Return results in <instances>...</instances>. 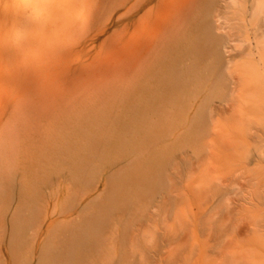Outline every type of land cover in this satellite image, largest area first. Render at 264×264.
Wrapping results in <instances>:
<instances>
[{
	"label": "rangeland",
	"instance_id": "1",
	"mask_svg": "<svg viewBox=\"0 0 264 264\" xmlns=\"http://www.w3.org/2000/svg\"><path fill=\"white\" fill-rule=\"evenodd\" d=\"M48 1L60 10L47 19H74L82 37L56 31L48 54L28 57L40 72L0 73V264H264V0L222 10L247 28L210 94L207 137L202 88L215 82L220 41L194 31L205 0H168L154 14L199 46L160 48L148 77L136 63L142 12L118 25L121 0H103V12L98 0ZM0 23L23 26L2 9ZM21 43L0 34V54ZM7 53L1 69L14 63Z\"/></svg>",
	"mask_w": 264,
	"mask_h": 264
},
{
	"label": "bare ground",
	"instance_id": "2",
	"mask_svg": "<svg viewBox=\"0 0 264 264\" xmlns=\"http://www.w3.org/2000/svg\"><path fill=\"white\" fill-rule=\"evenodd\" d=\"M98 1H99L98 2V4H99L98 9H101L100 11L103 12V10L106 7L105 3L103 2V0H98ZM134 1L135 2L133 4H131V0H121L117 4L112 3L111 8L116 10V13H119V11L122 9L125 10V13L123 15L118 16V18L121 19L120 22L116 21V23L118 25H122V24H124V22H126L125 24L128 23L127 15L130 11L134 10V11H136V13L142 12V14H143L142 16L140 14V18L138 19L139 21H137V24H136L137 28H139L142 31L140 36L136 39V48H137V62L136 63H137V70L141 76H147L145 74L148 73V75H149V73H152V71L154 69V65L156 64L155 59H154V53L158 52V54H160L161 53L160 48H164V47L166 48L167 44H178V46H179V45H182V43H184L188 46V48L192 44L194 46H196V45L199 46V44L196 42V40L194 42H192L191 40H187V38H186L187 34H185L183 32V30L180 29L181 27L179 28V26L177 24L169 26L167 23L162 21L161 18H158V16H156V18H155L154 14L157 15V13H161L165 8L167 9V7L169 5L168 0H134ZM13 2H14L13 6L7 5L5 7H0V11L2 9V12L4 14L16 17L17 20L20 21L21 24H23V26L19 27V26H17V24L14 26H10V25L5 26V25L0 23V34L5 33V34H10L12 36H15L22 43H21V46L11 48L10 51H8L7 49H3V52L0 54V59L4 56L3 54L5 52L6 53L8 52L7 54L9 55V58L11 59V61L13 60L12 62H14V63L11 66H9V69H6V68L1 69L0 68V73L10 75V76H15L16 78H20V79L21 78L26 79L29 77L31 72H40V71H38L40 69V67H39L40 64L33 63L32 65H30V62L28 61L29 55L32 53L48 54V49H50V47H52V46L49 47L50 44L48 43V37L51 34H53L56 31H64L66 34L65 38H80V37H82V34H80V30H79L77 22L72 18H67L65 20L58 21L59 19H56V18L54 19V16L52 15L51 19L48 20L46 15L53 14V13L58 14V12L60 10L59 6L49 2L48 0H13ZM225 2H226V4L222 6V5H219V0H205L204 5H203L204 7H202L203 9L201 10L202 12L199 13L198 17L196 18V22L194 21L195 22L194 31L197 29L196 31L198 32L199 35H200L199 32L204 33V34L200 35L201 37L203 36V38L206 37V38L211 39V37L213 38V34H215L216 36H214V38L217 37L216 43H219L218 41H220V47L217 46V49L214 48L211 45V43H209L210 40L207 39L208 42L205 41L207 44L209 43L208 45H211L213 50H214L213 51L214 53L211 50L213 62H212L211 68H208V73L214 71L215 82H213L214 84L211 87L210 86L208 87L206 85V82H204V86L202 88V92L205 94H208V96L205 97V100L203 102V106L201 108L200 117H199L200 118L199 123L203 129V136L204 137H207V133L209 132V125H210L211 117H212V113L209 110L211 108V106H208L210 94H214L215 97H217L218 93L220 91H222V89H220L221 88V81H220V79L217 80V78H218V76L220 78L222 77V74H221L223 72L222 70H225V69L230 67L229 64L231 63V59H233V54H232L233 53L232 52L233 46L232 45L237 40L243 41V39H244L243 33H244L245 29L247 28V25L245 23H243L242 20L237 21L238 19H241V18L239 17V15L237 16L236 13L224 14L222 12V10L224 9L227 13L229 10V7L232 5L229 0H225ZM243 3L244 2H242V4ZM26 4H34V5L26 6ZM183 4L179 5L180 7H179L178 13H177L178 18H181V19H183V17H184V15H183L184 13L182 11L183 10ZM254 9H256V8H254ZM262 11H263V18L260 20V22H258V25L256 27V32H257V34L264 35V6L262 8ZM96 16L99 18L101 17L99 13ZM123 16H124L125 20H122V19H124ZM24 26H27V27H24ZM217 30L220 31L219 33L221 34V40L222 41L218 40L220 37L218 36L219 33ZM216 31H217V34H216ZM198 34H197V36L199 37ZM168 39H170V40L172 39V42H168ZM202 42H204V41H202ZM210 42H212V39ZM206 43H205V45H206ZM215 45H217V44H215ZM54 47L56 48V46H54ZM33 48H35V49H33ZM201 49H199V50L201 51ZM61 50H64V49H61ZM221 67H222V69L220 71ZM209 69H211V70H209ZM171 73H173V72H171ZM206 73H207V70L205 72L203 70V74L201 75V77H199L198 75H197V77L200 79L204 78V75ZM154 75L156 76V74H154ZM178 75H179V73H178ZM178 75H177V77H178ZM211 76H213V72H212ZM151 79H153V76ZM158 85H159V83H158ZM229 85H226V87L228 88ZM152 86H153V84H152ZM152 86H150L151 89H152ZM153 88H154V86H153ZM224 88H225V86H224ZM146 90H148V89H146ZM149 91H151V90H149ZM154 91H153V93H154ZM200 91H201V89H200ZM155 92L157 93V91H155ZM181 92H182V90H181ZM147 93H149V92H147ZM228 95H230V93ZM150 98H152V97H150ZM153 99H151V100H153ZM224 101L225 100H223L222 103ZM66 110H67V108L61 114L60 113L59 114L61 116L65 115ZM62 118H64V117H60V116L55 117L53 115V121L54 122L52 123V126L58 125V122H60V121L63 122ZM69 124L70 123H68V125ZM60 127H62V126H60ZM67 131L69 133L68 129H67ZM58 134H61V133L58 132ZM203 136H202V138H204ZM58 141H60V140L58 139ZM60 143H62L63 148H62V145H60L59 146L60 153L58 152L57 154H61L64 156L63 153L65 152L66 148L69 145L67 142H60ZM206 143H208V142L206 141ZM68 151H70V150H68ZM67 153H69V152H67ZM70 154L67 155V157L64 156V158L69 160ZM55 156H56V153H55ZM70 158H72V157H70ZM85 158H87V157H85ZM94 158H93V160H95ZM88 159H90V158H87V160ZM52 163H54V162H52ZM74 166H75V164H74ZM82 167H84V165ZM68 169H69V167H68Z\"/></svg>",
	"mask_w": 264,
	"mask_h": 264
}]
</instances>
